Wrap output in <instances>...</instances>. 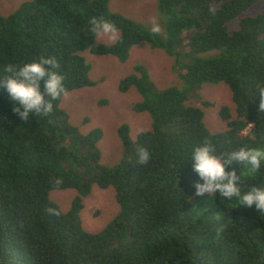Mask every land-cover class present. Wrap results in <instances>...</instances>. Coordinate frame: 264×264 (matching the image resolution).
<instances>
[{
	"label": "trees",
	"instance_id": "1",
	"mask_svg": "<svg viewBox=\"0 0 264 264\" xmlns=\"http://www.w3.org/2000/svg\"><path fill=\"white\" fill-rule=\"evenodd\" d=\"M154 1L165 17L163 35L111 11L109 0H29L0 15V76L6 64L55 57L70 92L91 84L85 50L125 61L133 46L146 43L174 58L183 82L158 89L142 65L120 81L119 91L133 88L140 95L133 110L147 113L151 126L135 140L126 124L118 127L123 155L114 166L100 163L102 130L81 134L60 108L61 98L47 116L30 114L24 122L0 89V264H264V213L218 192L195 196L194 184L203 181L191 163L192 149L205 141L216 155L241 147L264 150V113L258 109L264 14L244 15L264 0ZM92 18L114 23L120 39L94 46ZM212 51L218 54L201 57ZM218 83L230 89L235 117L221 107L226 129L210 133L203 110L192 102H201L203 84ZM139 148L150 153L145 165L137 162ZM232 170L242 192L264 188V161L254 173L242 176L246 169L239 164L226 167ZM93 185L113 187L119 206L97 233L86 232L80 220ZM65 189L77 195L62 212L48 195Z\"/></svg>",
	"mask_w": 264,
	"mask_h": 264
},
{
	"label": "rangeland",
	"instance_id": "2",
	"mask_svg": "<svg viewBox=\"0 0 264 264\" xmlns=\"http://www.w3.org/2000/svg\"><path fill=\"white\" fill-rule=\"evenodd\" d=\"M29 0H0V15L6 16L15 11L19 5ZM109 8L150 30L151 19L155 17L161 25L163 35L165 32V17L158 13L154 0H109ZM264 14V1L253 5L244 15L255 16ZM237 28L238 21L232 23ZM99 44H112L106 39L100 42L95 38L94 46ZM218 54L217 51L201 54L209 57ZM89 64L88 79L90 85L68 92L67 97H61L60 108L68 115L69 123L83 135L91 130H102V138L97 147L100 151V163L106 166L116 165L122 155L123 148L117 135L120 125L129 127V135L135 140L142 131L150 129L151 120L147 113L133 110V106L141 100L140 95L131 88L126 92L119 91L120 81L134 71L135 65L146 68L150 78L158 89L166 87H182L183 82L174 69V58L163 51L153 49L146 43H140L130 49L128 58L120 61L111 55H95L89 50L81 53ZM201 102L211 105L202 106L201 102L193 101L192 105L203 110V123L210 133L224 131L225 122L220 117L223 106L229 108L232 118L235 117V108L231 99V91L227 85L203 84L198 91ZM77 192L74 189L52 190L49 198L55 202L62 212L69 209ZM119 212L115 200L113 187L100 189L93 185L90 193L83 199V208L80 212L82 228L89 233L101 231Z\"/></svg>",
	"mask_w": 264,
	"mask_h": 264
},
{
	"label": "clouds",
	"instance_id": "3",
	"mask_svg": "<svg viewBox=\"0 0 264 264\" xmlns=\"http://www.w3.org/2000/svg\"><path fill=\"white\" fill-rule=\"evenodd\" d=\"M90 32L94 37L104 42L116 43L120 39L119 29L110 21L92 18ZM150 31L154 35L162 32L161 25L155 17L151 19ZM59 64L55 57H40L37 61L17 64H6L3 76H0V89L6 91L11 101L16 106L12 111L24 122H29L30 114L47 116L53 110L52 101L67 97L68 92L63 83L64 77L56 69ZM258 109L264 113V87H259ZM253 128L252 124H248ZM137 162L145 165L150 160V153L145 148H139ZM264 161V150L254 147H241L227 154L216 155L215 148L210 141H205L192 149V170L203 183H195L197 197L214 196L217 192L227 200L236 198L240 206L254 209L264 213V188L256 186L242 192L238 186L240 176L235 170L226 171V167L239 164L246 169L241 175L254 173ZM56 185L62 183L61 179L54 181ZM52 214L58 215L53 209H48Z\"/></svg>",
	"mask_w": 264,
	"mask_h": 264
}]
</instances>
